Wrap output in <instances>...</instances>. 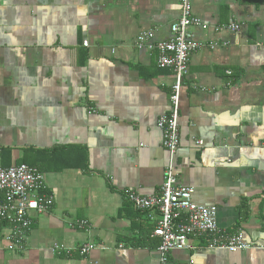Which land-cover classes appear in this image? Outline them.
Segmentation results:
<instances>
[{
	"label": "crops",
	"instance_id": "1",
	"mask_svg": "<svg viewBox=\"0 0 264 264\" xmlns=\"http://www.w3.org/2000/svg\"><path fill=\"white\" fill-rule=\"evenodd\" d=\"M191 6L208 29L192 30L201 48L189 57L170 158L156 123L172 73L135 41L168 40L179 0H0V167L38 168L54 199L32 214L23 252L0 242V264H158L159 215L134 210L125 193L156 194L170 163L192 201L215 207L218 227L254 249L191 240L167 264H264V0ZM77 221L88 228L69 227ZM84 244L95 249L80 257Z\"/></svg>",
	"mask_w": 264,
	"mask_h": 264
},
{
	"label": "built area",
	"instance_id": "2",
	"mask_svg": "<svg viewBox=\"0 0 264 264\" xmlns=\"http://www.w3.org/2000/svg\"><path fill=\"white\" fill-rule=\"evenodd\" d=\"M195 28L205 31L208 26L193 16L191 0H179V16L170 26L171 37L168 40L154 43L152 32H146L138 35L135 41L136 48L146 47L156 52L158 69L172 73L169 111L156 123L162 134V147L170 158H173L179 147L180 91L188 72L189 57L201 48L192 31ZM226 29L236 32L239 25L231 24ZM92 111L89 109V114ZM196 145L201 146L202 143L196 142ZM192 194V188L178 184L171 163L163 172V183L156 194L144 196L134 191L125 193V200L134 210L156 211L159 215L152 232V237L159 240L158 264H167L171 252L191 249V240H201L208 249L229 253L254 249L244 241L241 231L228 233L219 228L217 209L195 204ZM53 201L38 168L23 164L0 167V242L7 251L20 253L25 250L34 223L32 214L48 213ZM69 227L86 230L88 224L86 221H77ZM94 249L93 244H84L73 250L80 257H85ZM73 250L65 251L70 254Z\"/></svg>",
	"mask_w": 264,
	"mask_h": 264
},
{
	"label": "trees",
	"instance_id": "3",
	"mask_svg": "<svg viewBox=\"0 0 264 264\" xmlns=\"http://www.w3.org/2000/svg\"><path fill=\"white\" fill-rule=\"evenodd\" d=\"M244 207H245V206H244ZM245 209L247 210V208H246V207L244 208V210H245ZM246 216H247V212H246ZM245 218H246V217H245ZM245 218H244V219H245ZM242 219H243V218H242ZM244 219H243V220H244Z\"/></svg>",
	"mask_w": 264,
	"mask_h": 264
}]
</instances>
